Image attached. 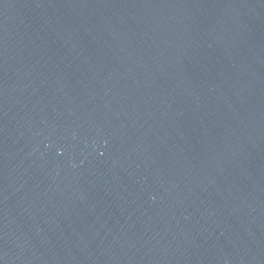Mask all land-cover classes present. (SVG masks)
Listing matches in <instances>:
<instances>
[{"label": "water", "instance_id": "95a60500", "mask_svg": "<svg viewBox=\"0 0 264 264\" xmlns=\"http://www.w3.org/2000/svg\"><path fill=\"white\" fill-rule=\"evenodd\" d=\"M0 264H264V0H0Z\"/></svg>", "mask_w": 264, "mask_h": 264}]
</instances>
